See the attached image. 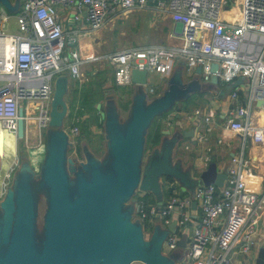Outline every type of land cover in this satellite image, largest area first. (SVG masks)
<instances>
[{
    "label": "built area",
    "instance_id": "1",
    "mask_svg": "<svg viewBox=\"0 0 264 264\" xmlns=\"http://www.w3.org/2000/svg\"><path fill=\"white\" fill-rule=\"evenodd\" d=\"M58 3L73 5V18L83 19L91 29L100 28L118 9L151 5L159 13H168L173 21L171 35L181 43L131 46L106 54L114 64L115 83H131L134 68L170 74L177 57L185 60L191 72L200 65L201 78L209 81L211 65L217 62L215 73L221 81L231 83L242 77L248 84L246 103L231 105L224 127L244 140L264 143V122L256 123L250 117L257 100L264 108V0H23L15 14L16 31L9 30L10 13L0 3V125L4 130L17 136L20 100L35 103L32 110H23L24 120L34 116L40 128L48 126L55 76L67 67L73 77L81 79L78 51L65 53L66 44L75 42L76 37L64 32ZM226 7H238L234 18L222 19ZM194 114L203 121L200 138L208 140L216 127L212 114L201 108H195ZM78 132L73 123L69 135ZM252 172L242 153L233 155L222 185L201 183L193 193L176 190L161 204L138 200L136 215L142 222L160 216L167 226L175 213L176 226L186 228L193 222L191 204L196 200L199 222L189 228L188 260L177 264H254L253 245L264 209V190L254 188ZM142 228L147 238L150 228ZM177 240L175 232H169L162 252L173 250ZM235 247L244 258L233 259Z\"/></svg>",
    "mask_w": 264,
    "mask_h": 264
},
{
    "label": "water",
    "instance_id": "2",
    "mask_svg": "<svg viewBox=\"0 0 264 264\" xmlns=\"http://www.w3.org/2000/svg\"><path fill=\"white\" fill-rule=\"evenodd\" d=\"M152 1V0H150ZM10 11L16 6L10 0H0ZM201 66H196L200 72ZM217 62L211 70L212 82H217ZM134 82H147V70L134 68ZM242 78L231 83L234 86ZM68 77L59 73L54 79L50 100L48 125L55 127L48 132L47 152L41 182L48 188V207L43 222V244L37 250L34 237V198L32 195L33 168L24 161L17 170L12 187L0 201V264H173L162 252L163 240L168 229L175 231L176 219L167 230L155 226L151 234L144 236L142 225L131 218L132 209H122L121 203L133 195L135 188L151 192L158 204L162 203V177L175 179L182 191L194 192L203 184L222 185L226 170H218L210 160L198 176L183 167L179 159L173 160V149L179 135L169 128L162 129L166 136L148 154L141 167L145 146L144 132L157 115L173 104L176 92L173 88L163 96L146 100L138 94L132 112L124 124L116 118H108L107 154L98 160L84 149L85 162L78 167L75 160L66 157L69 139L63 128L67 114L64 95ZM17 136L24 134L23 107L18 108ZM194 127L183 132L192 136ZM79 141V137L76 138ZM75 176L76 191L69 190V173ZM196 200L192 201V207ZM254 264H264V248H260Z\"/></svg>",
    "mask_w": 264,
    "mask_h": 264
},
{
    "label": "crops",
    "instance_id": "3",
    "mask_svg": "<svg viewBox=\"0 0 264 264\" xmlns=\"http://www.w3.org/2000/svg\"><path fill=\"white\" fill-rule=\"evenodd\" d=\"M10 1L16 6L18 12L23 0ZM56 7L58 19L64 32L76 37L75 42L66 44L65 53L68 54L72 50H77L82 60L79 65V70L82 74L81 79L73 77L67 67L61 72L68 77L67 91L64 98L67 103V111L69 109L72 111V114L69 111V114H66L70 123L68 129H64L69 139L68 147L69 145H76L79 148L87 149L93 157L99 159L86 147V133L88 130L83 133L80 132L83 123L90 130L97 128L95 124L102 126L104 135L107 137V132L104 129L106 120L108 118H116L120 124H124L131 115L134 100L138 94H144L146 100L149 101L163 96L168 90L173 88L177 96L168 109L172 110L177 103L178 106L176 108H178V111L183 110V112H175L173 119L167 117V114L162 119L163 113H161L157 115L158 118L156 120L157 123H160L161 130L169 128L171 134L177 133L179 135L178 142L173 149V155L177 149H180L182 154L180 152V155L173 160L179 159L183 167L189 169L191 174L193 170H197L198 176L199 172L207 166L210 160L215 161L218 170H226L227 173V169L231 165V157L242 153L243 158L252 168L253 172L250 179L254 188L257 191L264 190V143L256 142L251 138L244 140L240 134L224 127L227 112L231 105L246 103L248 84L244 78L239 77L242 80L238 81L234 86L231 85L232 82L225 83L219 78H217V82H212L211 79L205 81L201 78L200 72H196V68L194 72H191L187 68L185 60L182 57H177L170 74L157 72L159 74V84L157 85H149V71H147V82L145 84L134 81L129 84H117L113 74L114 64L106 58V54L131 46L159 43L179 45L181 40L171 35L173 26L171 16L168 13L157 12L151 5L142 9H118L116 13L109 14L106 17L100 28L91 29L83 19L75 20L73 18L76 13L73 5L58 3ZM226 8L222 12V19L234 18L235 13L238 12V7ZM8 21L9 30L13 31L11 29L13 26L14 31H16L15 14L10 13ZM119 86H127L129 89L120 91ZM233 91L236 92L235 96H232ZM202 96L206 99L202 98ZM199 99H201V103L191 105V102ZM119 101L120 103H118ZM24 104L25 106L22 105L23 110L25 108L30 110L35 107V103L31 101H26ZM88 104L89 107H87ZM90 104L93 108L92 110L90 109ZM195 108H201L203 112L208 111L213 116L216 127L209 135L208 140L200 138L203 130V121L201 117L195 116ZM34 111L36 110L34 109ZM77 117L79 118L78 121L76 120ZM250 117L256 123L264 122V108L261 107L259 100L252 105ZM73 123L79 127V132L75 136L69 135V128ZM191 127H194L193 135L184 136L183 132ZM50 130L47 126L40 128L34 116L27 117L24 120L22 138L7 132L0 125V182L8 172L10 173L9 176H18L17 170L24 161L28 162L33 168L35 176L42 174L47 152L48 132ZM165 136L162 133L160 142ZM77 137H79V141L76 140ZM219 137L223 138L222 142H217ZM105 146L107 154V143ZM83 155L81 160L85 161V153ZM205 157L207 160H205ZM161 184L162 203L167 200L173 191L190 193L182 191L175 179L171 181L164 180ZM1 188L2 186H0V191ZM139 191L138 195L133 194L127 202V206L132 209V214L135 215L138 200L158 204L151 192ZM144 195H146V198L142 197ZM193 209V222H191V225L186 228L175 226V231L169 230L168 225H164L160 216H151L142 222L136 215L137 221L144 228H150L147 236L151 234L155 226H158L161 230L168 229V234L169 232H175L178 237L176 247L173 250L164 249L165 255L172 259L173 264L188 260L189 228L199 222L197 205ZM172 216L171 222L176 219L177 215L174 213ZM255 237L256 242L253 245V250L257 256L259 249L264 248V209ZM236 248L231 252L233 259L244 258L243 255L236 251Z\"/></svg>",
    "mask_w": 264,
    "mask_h": 264
},
{
    "label": "rangeland",
    "instance_id": "4",
    "mask_svg": "<svg viewBox=\"0 0 264 264\" xmlns=\"http://www.w3.org/2000/svg\"><path fill=\"white\" fill-rule=\"evenodd\" d=\"M16 12H17V9H13V10L9 11V13H11V14H16ZM11 29H13V31H14L13 26L11 27ZM148 83H149V85L159 84V74L156 71H154V70L149 71ZM224 85H225V83H224ZM119 89H120V91H123V90H128L129 88H127V86H119ZM207 94H209V93H207ZM202 98H205V97L202 96ZM200 100L201 99L194 101V102H191V105L201 103L202 101H200ZM25 102H26L25 100L19 101V103L21 105H24ZM118 103H120V101ZM177 106H178V104L176 103V105L173 106L172 110L167 113V117H169L171 119L174 118L173 115L175 114V112L178 111V108H176ZM87 107H89V104L87 105ZM90 109L91 110L93 109L91 107V104H90ZM68 111H70V109ZM68 111H67V113H68ZM178 112H183V110L178 111ZM157 118H158V116L156 118L152 119V121L147 126V128L144 132V140L145 141H146L147 132L151 131L155 127V125L157 123V121H156ZM163 118H165V116L164 117L162 116V119ZM95 121H97V119H95ZM69 123H70V121L68 120V117L66 115L64 117V124H63V128L65 130H66V128L68 129ZM95 125H97V128L96 129L92 128L93 130H90L89 128H87V125L83 123L81 128H80V130H81L80 132L83 133V132L88 130L86 133V137H87L86 142H85L86 147L88 149H90L91 152L95 156L101 158L102 156L106 155V151H105L106 146L105 145L107 143V137H105V135H104V131H103L102 126H99L98 124H95ZM47 128L54 129L55 127L48 125ZM151 150L152 149L149 148L145 142V146L143 149V155L141 158V167L144 165V162H145V160H146V158H147V156ZM180 152H181V150L177 149L173 155V159H176V157H178V155H180ZM83 154H84V149L81 147L77 149V152L75 151L74 146H71V145H69V147L67 149V155L69 157L77 156L78 159L81 160L84 156ZM181 154H182V152H181ZM103 158H101V159H103ZM197 173H198L197 170H193L192 175L197 176ZM15 177L16 176H4L2 178V181L0 182V186H2V188H1L2 192L0 191L1 192L0 201H1V198L4 197L6 190L9 187H12L15 184V182L17 181V180H14ZM41 178H42L41 176H32V183H31L32 195H33L34 203H35V207H34V229H35L34 237H35V246H36L37 250H41V248H42L43 230H44L43 222H44V216L46 213V209L48 207V201H47V199H48V188H47V186L43 185V183L41 182ZM68 180H69L70 193L73 194L76 191V180H75V176H73V174L71 172L69 173ZM164 180H165V177H162L160 179L161 183H163ZM139 192H140L139 188L136 187L133 194L138 195ZM131 196H133V195H131ZM131 196L127 197L121 203L122 209H126L127 202L131 198ZM131 218L133 220H138V218L135 214H131ZM145 233L146 232L144 231V236L146 235ZM183 235L185 237V233ZM131 264H143V263L141 261H134Z\"/></svg>",
    "mask_w": 264,
    "mask_h": 264
},
{
    "label": "trees",
    "instance_id": "5",
    "mask_svg": "<svg viewBox=\"0 0 264 264\" xmlns=\"http://www.w3.org/2000/svg\"><path fill=\"white\" fill-rule=\"evenodd\" d=\"M170 110L171 109L165 110V113L163 112L162 116L166 115ZM69 113L72 114V111L70 110ZM161 135H162V132H161L160 123H156L155 127L151 131L147 132L146 141H145L147 146L151 149L155 148L160 142ZM165 180L171 181V180H173V178L166 176ZM142 197L146 198V195H144Z\"/></svg>",
    "mask_w": 264,
    "mask_h": 264
},
{
    "label": "flooded vegetation",
    "instance_id": "6",
    "mask_svg": "<svg viewBox=\"0 0 264 264\" xmlns=\"http://www.w3.org/2000/svg\"><path fill=\"white\" fill-rule=\"evenodd\" d=\"M74 148H75V151L77 152V149H78L79 147L75 145ZM67 149H68V146H67ZM67 149H66V157L68 158L69 156L67 155ZM71 158H73V159L75 160V166H76V167H78L79 163H80L81 161H83V160H79L77 156H75V157L73 156V157H71ZM98 160H101V158H99ZM84 162H85V161H84Z\"/></svg>",
    "mask_w": 264,
    "mask_h": 264
}]
</instances>
